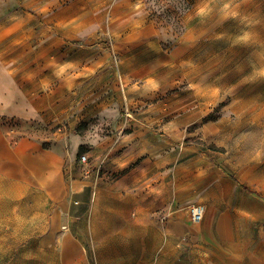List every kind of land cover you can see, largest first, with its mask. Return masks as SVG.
Wrapping results in <instances>:
<instances>
[{"label": "crops", "instance_id": "0c3cea01", "mask_svg": "<svg viewBox=\"0 0 264 264\" xmlns=\"http://www.w3.org/2000/svg\"><path fill=\"white\" fill-rule=\"evenodd\" d=\"M47 60L0 62V118L58 124L72 115L77 125L107 113L110 134L86 154L104 158L103 169L120 175L113 180L77 170L73 155L56 145L61 134L47 138L53 144L45 147L43 139L12 138L0 126V227L32 226L35 264H264L263 185L233 179L193 146H164L155 136L166 115L149 113L154 104L134 119L119 116L116 82L113 95L109 88L111 95L100 94L116 72L108 66L66 108L60 58L52 66ZM83 75L90 80V73ZM177 114L164 130L178 128ZM72 138L73 149L85 142L76 132ZM194 203L204 205L195 222ZM16 210L28 212L1 213ZM14 251L0 250V264ZM25 256L22 251L12 264Z\"/></svg>", "mask_w": 264, "mask_h": 264}, {"label": "rangeland", "instance_id": "374dc122", "mask_svg": "<svg viewBox=\"0 0 264 264\" xmlns=\"http://www.w3.org/2000/svg\"><path fill=\"white\" fill-rule=\"evenodd\" d=\"M52 58L62 64L66 108L108 66L116 72L100 94L113 95L116 82L119 116L134 119L154 104L149 113L166 115L155 136L164 146H193L233 179L264 186V0H0V62L51 59L52 66ZM176 113L178 128L164 130ZM110 118L100 113L77 125L72 115L58 124L0 118V126L12 138L43 139L45 147L61 134L56 145L79 170V156L110 134ZM74 132L85 142L73 149ZM97 174L120 175L103 167ZM1 236L0 250H15L8 264L22 251V264H35L31 225L0 227Z\"/></svg>", "mask_w": 264, "mask_h": 264}, {"label": "built area", "instance_id": "2783aa9c", "mask_svg": "<svg viewBox=\"0 0 264 264\" xmlns=\"http://www.w3.org/2000/svg\"><path fill=\"white\" fill-rule=\"evenodd\" d=\"M103 164L104 161L102 159L93 161L92 158L89 157V155L87 154L80 155L76 162V165H78L79 170H81V172H84L85 174H89L92 171L102 173ZM104 174L110 175L106 172H104ZM111 176H113V174H111ZM189 213H191V218L193 222L200 221L204 215V205L200 203L191 205L189 207Z\"/></svg>", "mask_w": 264, "mask_h": 264}]
</instances>
